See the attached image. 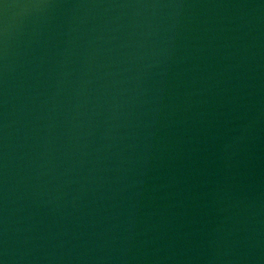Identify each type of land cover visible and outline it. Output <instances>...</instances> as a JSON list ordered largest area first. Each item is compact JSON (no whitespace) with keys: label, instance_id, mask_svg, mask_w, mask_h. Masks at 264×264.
Segmentation results:
<instances>
[{"label":"water","instance_id":"1","mask_svg":"<svg viewBox=\"0 0 264 264\" xmlns=\"http://www.w3.org/2000/svg\"><path fill=\"white\" fill-rule=\"evenodd\" d=\"M0 264H264V0H0Z\"/></svg>","mask_w":264,"mask_h":264}]
</instances>
